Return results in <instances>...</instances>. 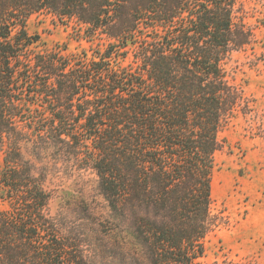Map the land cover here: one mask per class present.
Returning <instances> with one entry per match:
<instances>
[{"label": "trees", "instance_id": "16d2710c", "mask_svg": "<svg viewBox=\"0 0 264 264\" xmlns=\"http://www.w3.org/2000/svg\"><path fill=\"white\" fill-rule=\"evenodd\" d=\"M237 3L0 0V264H98L111 233L126 264H200L218 134L252 101L225 68L254 42ZM34 14L105 42L45 47ZM61 166L95 173L103 217L51 213Z\"/></svg>", "mask_w": 264, "mask_h": 264}, {"label": "rangeland", "instance_id": "374dc122", "mask_svg": "<svg viewBox=\"0 0 264 264\" xmlns=\"http://www.w3.org/2000/svg\"><path fill=\"white\" fill-rule=\"evenodd\" d=\"M236 16L251 29L254 42L233 51L225 68L244 85L252 101L245 113L239 112L218 134L222 148L215 153L211 210L221 219L204 238L200 264H264V0H238ZM28 28L48 48L65 44L72 51L105 42L103 38L94 43L78 39L71 25L51 16L32 15ZM58 170L47 181L53 195L51 213L77 221L82 211L99 218L106 214L93 171L64 166ZM114 234L108 243L115 258L110 256L98 264H126V235H121V248L119 241L114 242Z\"/></svg>", "mask_w": 264, "mask_h": 264}]
</instances>
